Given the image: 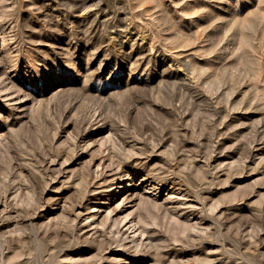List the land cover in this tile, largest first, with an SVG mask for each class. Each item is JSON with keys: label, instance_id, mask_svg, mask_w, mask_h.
<instances>
[{"label": "rangeland", "instance_id": "1", "mask_svg": "<svg viewBox=\"0 0 264 264\" xmlns=\"http://www.w3.org/2000/svg\"><path fill=\"white\" fill-rule=\"evenodd\" d=\"M0 264H264V0H0Z\"/></svg>", "mask_w": 264, "mask_h": 264}]
</instances>
